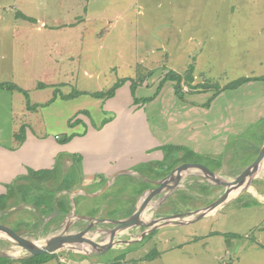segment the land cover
Masks as SVG:
<instances>
[{"label": "rangeland", "instance_id": "1", "mask_svg": "<svg viewBox=\"0 0 264 264\" xmlns=\"http://www.w3.org/2000/svg\"><path fill=\"white\" fill-rule=\"evenodd\" d=\"M90 1L91 4L89 0H0V27L10 28L17 20L20 21V25L26 27H60L67 31V34H63L60 31L49 30L48 34L34 33L31 38L43 41L44 38L49 40L52 37L53 40L68 41V49L75 54L73 60H76L77 65L80 58L83 62L84 77L82 84L77 88L98 89L97 76H101L100 72L103 73L104 68L110 63L114 64V70L111 71L115 73L112 75L114 79L111 74L108 76L110 82L106 86L110 87L113 80H118L117 76L136 78L139 71L147 76L149 70H156V73L167 70L184 74L190 65L196 69L195 76L198 82H208L212 85L226 86L248 76L264 77V0ZM90 12H94L95 17L88 15ZM24 14L31 17L28 19L21 17ZM11 20L13 25L10 23ZM110 22H113L111 27ZM65 42L63 41L64 47ZM60 49L61 56L63 49ZM52 54L54 56L53 50ZM36 66L33 71L39 77H43L48 70L47 66L45 64ZM2 70L0 80H12L13 68L9 66L8 61L4 62ZM24 70L17 62L15 68L17 76L15 83L12 84L23 86L24 89L20 88L22 92L21 90L14 92L17 107L14 121L2 113L3 134L0 143L5 146L11 142L13 126L17 124L15 127H20L23 119L38 130L44 122L49 127L46 111L38 109V104L46 102L44 101L46 96L52 97L54 92L39 91L37 96H33L32 93L31 95L30 90H34L36 85L24 83V78L21 80ZM85 70L94 76L91 79L85 77ZM59 71L61 73V69ZM105 74L103 73L102 77ZM42 79L47 81L50 78ZM23 84H27L28 87ZM41 88L42 86L38 87L40 90ZM187 88L185 86L184 90L187 91ZM24 90L29 91V98L26 97ZM26 103L35 109L32 114H26L22 108ZM2 107L6 105L3 104ZM261 122L252 126L240 138L230 137L226 155L217 158L219 162L225 163L219 173L221 176L233 179L231 175L246 168L256 158L257 147L264 137V120ZM36 134H39V131H36ZM177 157H188V160L198 161L211 169L215 166L202 155L194 157L191 153L183 152ZM168 169L165 167L163 170ZM58 175L57 170L40 171L35 174L45 182L48 179L47 183L52 184V187L57 185V181L51 180L52 176ZM79 175V169H74L69 173V181L76 180ZM29 183L30 181H27L19 188L22 195L31 199L33 188ZM123 185L126 186V191L135 197H137L135 191L140 192L142 188V186L137 188L133 181ZM155 185L151 184L148 188V197L154 192ZM201 187H209V193L201 192L199 189ZM256 187L253 189L256 195L247 194L217 214L197 223L164 227L146 237L144 243L87 260L72 255L39 258L40 264H73L75 261L80 264H264V199L259 193L262 192L264 195V175ZM223 191V188L209 183L204 174L190 173L181 191L173 192L171 195L167 191L156 195L149 200V206H152L158 215H169L205 206L222 195ZM116 193H119V190ZM169 195L170 198L175 196L176 199L173 201L172 198H167ZM106 197L97 199L76 197L71 199L70 207L76 215L94 214L96 212L92 210L93 205L102 208ZM116 197L117 200H114L112 205L117 210L126 211L125 209L130 208L126 206L127 197L120 194ZM186 197L190 198L186 200ZM143 200L142 198V202ZM12 214L8 212L0 216V222L16 228L34 230L35 221H30L31 214L26 211ZM74 218L64 226L66 216L60 215L45 227V232L56 231L57 233L53 234H61L66 231L67 236L78 233L83 229L85 221L75 223L71 229ZM92 221L88 223L92 224ZM96 227L97 223L94 228ZM7 247L6 243L0 244V249ZM128 251L138 253L131 258L121 257ZM116 253L121 257L119 260L114 259ZM23 255L24 253L21 257ZM6 259L0 260V264H24L21 260L8 262Z\"/></svg>", "mask_w": 264, "mask_h": 264}, {"label": "crops", "instance_id": "2", "mask_svg": "<svg viewBox=\"0 0 264 264\" xmlns=\"http://www.w3.org/2000/svg\"><path fill=\"white\" fill-rule=\"evenodd\" d=\"M89 3L91 4L92 1L89 0ZM88 15L95 17L96 14L90 12ZM10 23L13 25L12 20ZM112 24L113 22H110V27ZM49 30L67 34V31L60 27H26L20 25V21L17 20L10 28L0 27V78L4 62L8 61L9 66L13 68L12 80H0V137L3 134L2 113L7 114L14 121L17 112L14 92L18 90L1 85L15 83L17 62L20 63L21 68L25 69L21 80L24 78L25 81L22 80L24 83L36 85L34 90H30V94L37 96L39 91L54 92V96H46L44 100L46 102L38 104V109L46 111L49 127L44 122L38 130L23 119L20 127L18 126L19 129L15 127L17 124L13 126L10 144L5 146L0 143V196L7 195L8 186L13 185L7 199V209L0 213V216L8 212L15 214L26 211L29 215L31 214L30 221H35L34 231H42L48 236L54 235L56 231L45 232V227L60 215L66 216L64 226L75 217V221L70 226L71 229L75 223L82 220L85 221L82 227L85 229L92 218H128L141 205L143 194L147 192L151 184L156 185L153 188L155 191L152 192L154 194H150V199L166 191L170 193V189L165 184L164 189L159 191L158 183L184 164L175 168L166 177L159 175L156 165L154 169H150L152 163L155 164L163 159L166 149L182 147L196 154L211 157L215 165L212 170L219 174L225 163L219 162L217 158L226 155L230 137L240 138L252 126L264 120L263 80L248 82L235 90L222 91L211 101L208 108L204 105L214 95L213 91L189 94L183 89L185 95L182 100L176 96L174 82L163 84L158 91L167 70L159 73L154 70L153 76L138 86L137 99L141 101L152 98V101L148 103L134 101L130 82H126L117 89L111 98L95 97L92 94L106 92L118 80L129 77L117 76L118 80H113L111 87L106 86L110 82L108 76L115 74L111 71L114 64L110 63L103 71L107 75L102 77L103 73L100 72L101 76H97L98 89L77 88L82 84L84 77L83 62L80 58L77 65L76 60H73L75 54L68 49V41L63 40L66 41V48L61 39L53 40L51 37L49 40L44 38L43 41H37L31 38L34 33L48 34ZM60 48L63 49L61 56ZM39 64H45L48 68L43 77H39L33 71ZM195 74L196 69L194 76ZM93 76L85 70V77L91 79ZM42 78L50 79L46 81ZM199 83L203 82H198L195 76L194 84ZM27 84L23 85L28 87ZM41 86V90L38 89ZM18 87L24 89L23 86ZM24 91L29 98V91ZM3 104L6 107H2ZM22 108L27 112L26 114H32L35 111L27 103ZM36 131H39V134H36ZM263 143L264 137L256 153H259ZM183 152H175L174 156L177 157ZM218 165L219 167L216 168ZM76 168L80 171L79 178L69 181V173ZM244 169L237 171L231 177H237ZM56 170L59 175L52 176L51 179L57 181L54 187L47 183V178L45 182L43 178L35 176L40 171L54 172ZM187 176L173 192L182 190ZM27 181H30L29 184L33 188L32 200L20 192L19 186L25 185ZM129 181H133L137 188L142 186L140 192L135 191L137 197L126 191L127 188L123 183ZM148 182L151 184L147 187ZM172 186L174 185L170 187ZM117 190L119 193H116ZM259 193L264 199L262 192ZM117 194L127 197L126 206L130 208L125 210L131 214L126 217H107L104 214L116 209L112 203L117 200ZM102 196H107L102 208L98 205H93L92 208L96 216L91 213L76 215L71 210V199L76 197L97 199ZM175 199L174 196L171 200ZM150 210L153 211L152 206ZM36 222L40 224L37 225ZM136 253L138 252L128 251L125 253V259L134 257ZM118 258L119 254L116 253L114 259ZM84 260L87 259L84 258ZM73 264L80 263L75 261Z\"/></svg>", "mask_w": 264, "mask_h": 264}, {"label": "water", "instance_id": "3", "mask_svg": "<svg viewBox=\"0 0 264 264\" xmlns=\"http://www.w3.org/2000/svg\"><path fill=\"white\" fill-rule=\"evenodd\" d=\"M192 170L204 174L208 182L224 188V192L217 199L205 206L186 209L175 213L158 215L156 210L151 211L147 192L143 194V202L136 211L124 219H97V231L85 234L92 228L90 223L82 231L69 235L72 240L59 239L60 234L48 236L42 231L16 228L0 222V244L9 242L12 248L21 246L28 256L11 258L1 255L0 258L12 260H31L39 256L62 257L72 255L86 259L103 257L113 251L132 246L146 241V236H151L158 230L167 226H180L197 223L213 216L227 205L239 200L247 194H254L252 188H257L258 180L264 174V143L256 158L235 178L229 180L200 163L184 164L171 173L165 180L158 183L159 191L168 179L177 175L175 185L170 188V193L177 188ZM192 173V174H198ZM173 188V189H172ZM153 191H155L153 189ZM168 198V197H167ZM91 220H96L92 218ZM92 221V222H93ZM111 224L113 227H101ZM134 229H137L135 232ZM66 235V231L61 233ZM67 236V237H69ZM17 241L16 243H14Z\"/></svg>", "mask_w": 264, "mask_h": 264}, {"label": "trees", "instance_id": "4", "mask_svg": "<svg viewBox=\"0 0 264 264\" xmlns=\"http://www.w3.org/2000/svg\"><path fill=\"white\" fill-rule=\"evenodd\" d=\"M21 17L28 19V17H26L25 15H21ZM147 76H144L145 73H142L141 71L138 72V75L136 76V78H124V79H120L118 80V82L108 91L103 92V93H95L92 94L95 97H101L104 99H108L114 96L115 92L117 91V89H119L120 87H122L126 82H130L131 83V91H132V95L134 97V101L141 103V101L143 103H148L150 101H152V98H146L143 100H139L136 97V90L138 88V86H140L141 84H143L145 82V80L147 78H150L153 76L154 71L149 70L147 72ZM195 67L193 65H190L187 69V71L184 74H179L175 71H168L166 73V75L164 76L160 87L158 89V91L161 89V86L167 82H174L175 83V93L176 96L182 100L184 99V95L185 92L183 91L184 86L188 87V91L186 93L189 94H199V93H206V92H210L213 91L214 95L210 98V101L208 103H206L204 106L206 108H208L210 106L211 101H213V99L222 91L225 90H235L240 88L241 86H243L244 84L251 82V81H260L263 80L264 81V77L262 78H241L239 80L233 81L232 83H230L229 85H226L225 87H221L219 84H215L212 85L211 83L208 82H203V83H199V84H194L195 82ZM2 86H6L9 89L12 90H21L17 85L15 84H1ZM22 91V90H21ZM25 93V91H23ZM68 139V138H67ZM167 151L164 152V157L163 160L156 162L155 164H151L150 169H154V165H156L158 173L161 177H166L173 169L177 168L178 166L185 164V163H193V162H198L195 160H188L189 158H182V157H176L174 156L175 152H186V154L191 153V155H193L194 157L197 156H201L199 154H196L192 151H190L189 149H185L182 147H169L168 149H166ZM180 155V154H178ZM205 159H208L210 161V163L214 164V160L211 159V157H205L202 156ZM184 161V162H180ZM168 166L170 167V169H168ZM167 167L168 171H164L163 169ZM159 169L161 171H159ZM147 187L150 186L149 184H146ZM144 187V186H143ZM13 188V185H9L8 186V194L5 196H0V213H3L6 211L7 209V199L9 198V192H11V189ZM209 187H201L199 188L201 192H204L205 194L209 193ZM211 188V187H210ZM203 190V191H202ZM177 195V194H176ZM188 197V196H187ZM185 198L186 200H188L189 198ZM176 198V197H175ZM174 201V200H173ZM96 213H94L95 215ZM131 214V213H130ZM128 214L126 211L122 210L119 211L117 209H115L114 211H109L107 212V214H104L107 217H126ZM96 216V215H95ZM94 217V216H93ZM148 237V236H147ZM121 257L125 258V254H123ZM119 257L118 260L121 258ZM39 258H52L50 256H39V257H35L31 260H22L24 264H40ZM3 259V258H2ZM0 259V260H2ZM8 262L13 261L9 258L6 259Z\"/></svg>", "mask_w": 264, "mask_h": 264}, {"label": "bare ground", "instance_id": "5", "mask_svg": "<svg viewBox=\"0 0 264 264\" xmlns=\"http://www.w3.org/2000/svg\"><path fill=\"white\" fill-rule=\"evenodd\" d=\"M191 172L192 173H198L196 170H192ZM176 179H177V175H174L173 177H171L170 179H168V181L165 182L166 187H168V189H170L171 188L170 187L171 185H175ZM253 189L254 188H252L251 190L253 191ZM253 192H256V191H253ZM96 223H97L96 221H93L92 222V225H93L92 228L88 229V231H86L85 234L93 233V232L97 231V229L94 228V226L96 225ZM59 236H60L59 239L62 240V241H64L63 239H65V238L67 240H72V238H73L71 236L67 237V236H65V234H60ZM16 242L17 241H15L14 243H16ZM6 244H8V247L7 248H4V249H0V256L1 255L2 256L5 255V256H8V257H11V258H14L15 259V258L21 257V254H23V253H24V255L26 254L21 246H16V248H12V245H10L9 242H6Z\"/></svg>", "mask_w": 264, "mask_h": 264}, {"label": "flooded vegetation", "instance_id": "6", "mask_svg": "<svg viewBox=\"0 0 264 264\" xmlns=\"http://www.w3.org/2000/svg\"><path fill=\"white\" fill-rule=\"evenodd\" d=\"M218 187V186H217ZM220 189L222 188V187H219ZM224 189V188H223ZM224 192V191H223ZM172 198V197H171ZM170 198V199H171ZM114 225H111V224H108V225H104L103 227H113ZM137 229H134V231L133 232H135Z\"/></svg>", "mask_w": 264, "mask_h": 264}, {"label": "built area", "instance_id": "7", "mask_svg": "<svg viewBox=\"0 0 264 264\" xmlns=\"http://www.w3.org/2000/svg\"><path fill=\"white\" fill-rule=\"evenodd\" d=\"M187 91H188V89H187Z\"/></svg>", "mask_w": 264, "mask_h": 264}]
</instances>
